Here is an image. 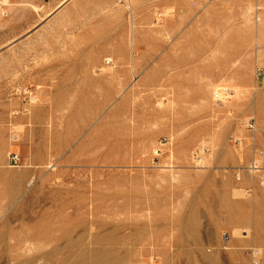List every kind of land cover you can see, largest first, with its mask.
Here are the masks:
<instances>
[{
	"label": "rangeland",
	"instance_id": "374dc122",
	"mask_svg": "<svg viewBox=\"0 0 264 264\" xmlns=\"http://www.w3.org/2000/svg\"><path fill=\"white\" fill-rule=\"evenodd\" d=\"M57 2L0 0V264H264V0Z\"/></svg>",
	"mask_w": 264,
	"mask_h": 264
},
{
	"label": "built area",
	"instance_id": "2783aa9c",
	"mask_svg": "<svg viewBox=\"0 0 264 264\" xmlns=\"http://www.w3.org/2000/svg\"><path fill=\"white\" fill-rule=\"evenodd\" d=\"M248 127H252V124H248ZM12 135H16L12 133ZM12 160L16 162L17 156L12 155ZM248 171H257L259 169V165L256 163V161H253L249 164L248 167H246ZM252 264H262L261 259H260V251L257 248H250L248 251Z\"/></svg>",
	"mask_w": 264,
	"mask_h": 264
},
{
	"label": "crops",
	"instance_id": "0c3cea01",
	"mask_svg": "<svg viewBox=\"0 0 264 264\" xmlns=\"http://www.w3.org/2000/svg\"><path fill=\"white\" fill-rule=\"evenodd\" d=\"M66 2H68V0H58L57 4L53 8V10L56 9V8H58V7H60V6H62V5H64Z\"/></svg>",
	"mask_w": 264,
	"mask_h": 264
},
{
	"label": "bare ground",
	"instance_id": "6f19581e",
	"mask_svg": "<svg viewBox=\"0 0 264 264\" xmlns=\"http://www.w3.org/2000/svg\"><path fill=\"white\" fill-rule=\"evenodd\" d=\"M19 243H21V242H19ZM17 245L19 246V244H17ZM17 245H16V246H17ZM24 246H25V244H24ZM24 246H23V247H24ZM21 247H22V246H21ZM16 248H17V247H16ZM16 248H15V249H16ZM19 248H20V247H19ZM14 251H15V250H14Z\"/></svg>",
	"mask_w": 264,
	"mask_h": 264
}]
</instances>
